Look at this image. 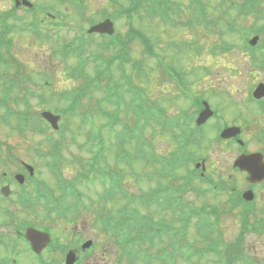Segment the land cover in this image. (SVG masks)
I'll use <instances>...</instances> for the list:
<instances>
[{"label":"rangeland","instance_id":"obj_1","mask_svg":"<svg viewBox=\"0 0 264 264\" xmlns=\"http://www.w3.org/2000/svg\"><path fill=\"white\" fill-rule=\"evenodd\" d=\"M30 1L39 10L31 11L21 5L14 13L8 15L15 7V0H0V25L5 18L10 26L2 53L5 60L12 62L10 68L0 63V73L7 71L6 76L15 73L17 78L22 79L20 81L22 90L15 88L10 94L9 104L16 110L24 107L18 99L25 90L43 93L45 96L46 104L43 107L38 104V99H30L33 111L66 108L68 101L51 98L50 88L55 91L77 88L82 83L78 79L79 74L84 78L96 72L91 61L87 63L86 70L80 73L73 72L79 61L76 55L71 54L69 58H64L57 52V49L60 50L67 44L78 48L82 29L84 33L91 24L109 17L115 24V35L112 37H120L117 39L119 42L128 39V43L124 54L123 50H120V45L109 44L112 41L111 36L101 37L96 34L86 41L84 48L89 55L100 54L104 61H112V77L105 75L99 87L97 86L98 89L88 92L81 101L84 109L88 108L96 114L94 116L96 121L92 126L84 124L79 113H76L63 115L62 135L53 132L52 128L48 130L49 135L29 130L19 133L16 129L17 119L15 116L9 117L5 107L0 104V140L8 143L17 157L15 163H7L0 168V185L3 183L2 172L6 171L13 176L12 171L19 168L18 160L32 164L37 170L43 171V175L37 171L35 179L43 180L51 187L55 194L53 199L57 202L56 206L70 209L63 217L56 216V213L51 216V220H55L52 224L58 233L67 232L62 240L69 243L78 239L74 236H80L82 239L95 236L97 243L102 242L104 237L96 212L97 208L106 204L101 196L103 188L90 183L76 182L75 187L83 194L84 202L78 206L75 205L77 200L74 196L62 194V187L67 185L71 187L77 171L80 170L77 159L90 156L87 153L88 132L92 128L96 130L98 127L101 128V135L107 147L108 161L104 162H107L112 170L121 171V174L123 172L125 182L122 186L140 198L144 196L148 198L147 194L151 188L163 183L162 179L173 185L180 180L159 177L156 171L158 166L151 164L144 153H135L134 141H126L124 144L119 136V141H116V134L128 124L127 129L134 128L142 134L136 141L140 144L145 141L147 143L144 145L145 149L150 153L151 150L156 151L163 155V159L164 157L169 159L168 156L177 152L174 134H185V137L191 136L186 144L193 142L190 149L197 156L186 158L187 147L184 146L182 159L186 167L183 169L184 172L177 173V176L184 180L188 176L191 183L186 185L183 199L188 201L195 211L201 212L203 207L209 209L210 206H215L220 212L218 215L220 226L216 221L209 223V230L204 235L222 237L224 253L216 254L215 251H211L202 262L224 264L219 259L220 256L225 255L227 258L232 255L234 262L231 264H246V259L264 264V182L253 186L254 199L251 203L242 200V193L249 189L250 184L245 178L246 174L233 166L235 159L245 149L250 152L264 151V109L250 102L248 98L250 90L252 91L258 83L264 82V64L256 51L264 50V17L260 15L261 9L264 8V0L261 2V8L255 10L241 7L247 0H204L208 7L203 11L210 14V20L199 24L194 22L193 7L188 8L190 0H169L179 3L184 8L183 12L178 9L174 13L169 11L174 18L172 22H165L157 15H149L147 1L142 3L137 11H133L132 21L124 16H118L122 7L132 6V0H75V3L78 2L76 5L71 0ZM199 6L200 2H197V7ZM188 22L192 25L189 26ZM131 26L149 38L157 56H150L139 39L129 38L127 33ZM259 28L262 33L260 32L258 47L255 48L257 44L251 45L249 37L252 39L253 33ZM248 49L250 51L254 49L255 52L250 54ZM86 56L87 54H83V57ZM158 56L161 57L159 61ZM135 64L141 65L140 72L134 68ZM14 65H17L16 72ZM68 69L71 72L69 74ZM3 83L0 78V102L7 98ZM107 84L113 89L110 96L112 101L117 100L119 94L122 96L120 106L108 101L102 102V108L111 112L106 117H110L115 124L113 128L105 126L108 120L97 114L99 104L106 97L103 89ZM136 89L141 91L138 102L145 103L147 100L150 107L160 106L165 117L176 123L173 125L169 123L164 127L159 125L158 121H154L151 125V122L149 124L147 122L150 116L147 107L139 110L137 115L126 108L136 95L134 93ZM196 96L201 101H208L212 109L217 110L219 114V117L210 119L202 128L197 127L192 119L190 121L198 108L192 103ZM1 116L7 117L10 122L5 123ZM223 125L241 127L240 137L248 143L247 147H242L234 141H219ZM50 136L56 139L63 137L65 140L63 160L62 164L60 162L58 165L57 179L53 172L51 173L52 170H47L55 158L53 148L48 143ZM115 154L121 161L117 160V163L114 161ZM130 155L139 157L130 158ZM151 158L154 160L153 156ZM196 160L206 164L203 176L194 173ZM201 170L200 167L199 171ZM209 179L212 180V184L209 183ZM66 181L71 183L65 184ZM33 182L28 181V185ZM199 190L203 191V194H200ZM232 191H235V194L231 193ZM107 204L109 208L113 206L115 210L121 205L119 201ZM140 204L148 208L158 221L167 220L173 223V227L177 225L175 216L178 213L162 214L155 205L144 206L142 202ZM130 206L133 208L135 204ZM43 209L42 206H38L15 217L13 214L15 203L5 205V209L0 212V261L13 262L18 259L20 264H36L24 253L21 246L14 243L12 226L29 219L42 223L49 217L42 211ZM76 210L80 215L77 216ZM199 217L200 214L194 218L190 226L189 237L194 241L199 238L194 224L198 222ZM243 218L252 225L259 224L260 229L256 231L249 227L245 230ZM149 230L147 228V231ZM241 230H245L246 233L240 237ZM137 239L135 238L132 244L135 249H139L138 253L142 259L138 257L132 262L119 263L121 251L110 249L105 244L103 247L106 250L110 249L111 254L109 252L102 254L103 251L98 245L97 252L83 255L85 260L90 256L89 260H83L82 264H95L94 257L98 261L96 264H164L163 259L170 256L171 248L167 246L168 241L163 240L161 243L163 245H156V241L150 245L147 242H137ZM211 243L210 240L202 239L198 242L202 247H207ZM64 256L65 254L60 251L57 255L46 252L40 264H49L51 258L59 262ZM181 264H192L191 259Z\"/></svg>","mask_w":264,"mask_h":264},{"label":"trees","instance_id":"obj_2","mask_svg":"<svg viewBox=\"0 0 264 264\" xmlns=\"http://www.w3.org/2000/svg\"><path fill=\"white\" fill-rule=\"evenodd\" d=\"M146 1L148 0H134L132 9L135 10L140 8L142 3ZM261 2L262 0H247V2L242 4V8L255 10L260 8ZM261 10H262V14H264V8ZM2 26L3 28L1 30L5 32L4 27H7L9 25L6 21H4L1 24V27ZM130 32L134 36H136L145 46L148 45L147 37L142 32L134 28H132ZM119 43L121 45L120 48L121 50L128 43V40ZM106 68L110 69V65H107ZM172 155L176 156V153L174 152L172 153ZM103 161L104 159H102L100 153L94 154L87 161L86 160L84 161L83 174L89 175L91 173L98 172L99 183L105 189L106 195H105V200L103 201L106 202V204L105 206H101L97 208L96 214L97 216L105 217L104 224L107 227L106 230L108 229L112 231L114 233V238L116 240L122 241L123 243L122 247L124 252L126 253V257L129 256V259L133 260L134 256L137 255L139 252V249H137L138 252L133 251V244L131 243L132 241H134L135 235L137 233H138L137 242H147L149 244H153L156 241L157 242L156 245H163L161 244L163 240L168 241L167 246L171 248L172 252L170 250V254H169L170 256L168 258L163 259L164 264H181L184 263L185 260H189V259H191L192 264H201V262L206 257V255L211 253V251H215L216 254L224 253L221 245L222 237L218 238V237H210L204 235V233L209 230V223L216 221L219 224L218 215L220 212L217 210L218 208H216L215 206H210L209 209H207V207H203L202 210H204L205 212H197L198 210L195 211L193 209V206L191 207L189 205L190 203L183 199V195L186 192L185 189L186 185L191 183L188 177H185L184 183L180 186L177 183L173 185L172 183L167 184L164 181L163 183H158L157 189H153L150 191L149 194H147L148 198H146V196L140 198L137 194L133 197V195L132 194L129 195L127 191H125V189L122 190V192L118 190V187H122L124 183L123 182L125 178L124 173L122 172L121 174V171L112 170L110 165L107 162H103ZM174 171L176 172V175ZM167 172L175 180L180 179V177L177 176L176 168L173 167V170L170 168L169 170H167ZM108 179H110L111 183L106 185ZM154 190H160V191L155 192ZM133 198L135 201V207H134L135 210H131L124 203L125 200L126 201L133 200ZM139 199H141L142 201H139ZM178 199H182L185 202L186 211L182 214L175 216V220H177V225L174 227L172 222H169L167 220L158 221V219H155V217L152 215L149 209L142 207V205L140 204V202H142L144 206H149L152 201H157L165 205L164 207H162V211H161L162 214H171L174 212V208L178 207V204H175V201ZM109 201H114V202L119 201L121 205L117 210H115L113 209V206H111L110 208L108 207L107 203ZM181 204L184 205L183 203ZM187 206L189 207V209L187 208ZM134 212H135V216H134ZM198 214H200V217L197 223L194 222V224L196 225L195 228L197 229V235L200 239L205 241L210 240L212 242L207 247H202L198 244V242L200 241L199 238L198 240L194 241L192 240V238L189 237L190 226L192 224V221L195 220L194 218ZM115 216L129 217L128 221L130 223L135 222V226L133 228L134 232L132 231L133 233H129L125 230H117L119 224ZM136 216H138L139 218H137ZM147 221L149 224L153 226V229L150 228L149 231L144 229ZM149 224L147 228L149 227ZM248 226L249 225L247 224V222H245L244 228L247 229ZM243 231L244 230H242V232ZM225 254L227 255L228 253ZM229 256L227 258L225 255L220 256L221 262H223L224 264H226V262L228 264L234 262L232 260V255L230 257ZM202 264H211V262L208 263L202 262ZM217 264H220V262H218ZM246 264H257V263H253L251 260L246 259Z\"/></svg>","mask_w":264,"mask_h":264},{"label":"flooded vegetation","instance_id":"obj_3","mask_svg":"<svg viewBox=\"0 0 264 264\" xmlns=\"http://www.w3.org/2000/svg\"><path fill=\"white\" fill-rule=\"evenodd\" d=\"M1 189V188H0ZM1 193V190H0ZM16 192L10 194L7 196L6 200L0 195V212L5 209V205H9L12 200L10 198L13 197V195ZM3 195V194H2ZM18 194H15L14 197H17ZM5 197V196H4ZM15 206L18 205L17 202H14ZM15 211H17L15 209ZM52 221L50 218L44 219L42 223L38 222L37 220H34L31 224H29L26 228H19L16 223V225L13 227L12 226V232L17 231L16 235H14V243H16L18 246H21L22 250L24 251L25 254H27L30 258L31 261L34 263H39L41 262V259L45 256L46 252L49 253H54L57 255V253L63 252L65 254L63 260L59 262H55L52 258L49 260V264H66L67 256L68 254L72 251L76 255V259L74 264H82L83 260L87 261L89 260V256L87 257V260H85L84 256H87L89 252L92 254L97 252V247L100 245L101 250L103 251L102 254H106L108 252V249L104 248L103 246H109V243L105 240L102 239V242L93 241V243L90 241L89 238L82 239L80 236H74L78 239L76 241H71L69 243H66L62 238L67 234V232H62L58 233L57 228H55L52 224ZM30 227H35L39 230H42L44 232H48L50 237L46 238L45 240L40 238L37 240V244L34 242V239L32 241L28 240V234H26V231ZM44 243L45 247L42 248L41 250L38 248H35L34 245L38 246V244ZM34 244V245H33ZM106 244V245H105ZM24 253H22L24 255ZM97 261V258L94 257L93 263ZM85 263V262H84ZM0 264H20L19 260L16 259L13 262H0ZM96 264V262H95Z\"/></svg>","mask_w":264,"mask_h":264},{"label":"water","instance_id":"obj_4","mask_svg":"<svg viewBox=\"0 0 264 264\" xmlns=\"http://www.w3.org/2000/svg\"><path fill=\"white\" fill-rule=\"evenodd\" d=\"M25 4L31 5L27 0H23ZM113 30V25L111 22L107 23H102L99 25H96L91 28L90 31H99V32H112ZM256 95L262 96L264 94V84H261L258 89L255 92ZM209 112V115L211 112L209 110H206L199 118V123L204 122L209 115H206V113ZM47 114V113H46ZM45 114V115H46ZM48 117L51 118L55 123L58 120V116H55L51 113H48ZM239 131L238 128H232V129H227L224 132V136H232L235 135ZM237 164L240 166L241 169L247 170L251 175L252 181H260L264 179V164L262 161V157L260 154H252V155H244L239 158L237 161ZM245 198L247 199H252L253 193L248 191L244 195ZM36 232V231H35ZM34 230L30 231L29 234L32 236L35 234ZM39 233V232H36Z\"/></svg>","mask_w":264,"mask_h":264}]
</instances>
